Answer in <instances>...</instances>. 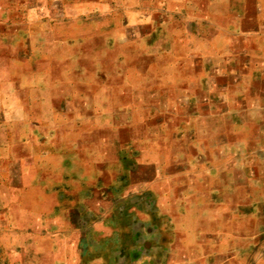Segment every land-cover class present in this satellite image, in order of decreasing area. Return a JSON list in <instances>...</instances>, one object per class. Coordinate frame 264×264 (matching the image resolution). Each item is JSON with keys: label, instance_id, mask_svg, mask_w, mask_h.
<instances>
[{"label": "crops", "instance_id": "0c3cea01", "mask_svg": "<svg viewBox=\"0 0 264 264\" xmlns=\"http://www.w3.org/2000/svg\"><path fill=\"white\" fill-rule=\"evenodd\" d=\"M0 12L2 34L10 42L7 44L22 45L13 52L17 59L28 61V69L46 74L66 68L72 74L102 78L83 83L81 90L63 97L61 107L70 102V107L86 108L91 119L96 118V108L152 109L156 133L151 138L150 153L154 171L163 164L167 172L172 166L184 169L185 163L175 164L173 159L186 149L199 157L198 162L206 163L207 152L192 145L203 138L213 119L219 124L215 138H223L224 130L225 134H246L250 170L261 171L258 179L264 191V0H1ZM127 61H134L130 67L146 84L134 86L127 80ZM112 69L117 79H110ZM147 76L151 81L147 82ZM104 112L97 115L100 120L111 121V112ZM127 116L125 113L123 122L127 123ZM72 118L79 123V115ZM46 136L40 139L51 138ZM145 140L140 138L141 143ZM62 147L61 143L54 148ZM70 151L78 158L79 142ZM234 154L239 156L238 151ZM176 177L169 175L165 186L184 192L188 181L179 174ZM66 178L64 175L52 185L43 177L17 184L19 192L33 194L29 204L17 203V210L38 221V228L29 225L21 231L25 239L12 251L18 264H88L93 259L87 254L92 233L86 223L95 218L96 210L87 205V191L79 197ZM160 180L159 175L152 180L157 194L150 199L151 206L175 198L160 197ZM23 199L20 197L27 203ZM57 213L77 220L74 237L48 245L46 220ZM151 214H155L153 208ZM172 240L164 245L161 264H173L169 258L176 253L180 264H188L195 257L202 264H239L237 253L233 260L232 255L209 252L206 246L192 249ZM256 246L240 264H264L258 252L254 253ZM71 250L75 253L72 262L61 256ZM125 251L124 245L108 248L106 264H131L127 256L134 255V261L140 256L136 247L127 256ZM195 251L199 254L194 257ZM112 257L117 258L114 263ZM149 264H159V257Z\"/></svg>", "mask_w": 264, "mask_h": 264}, {"label": "rangeland", "instance_id": "374dc122", "mask_svg": "<svg viewBox=\"0 0 264 264\" xmlns=\"http://www.w3.org/2000/svg\"><path fill=\"white\" fill-rule=\"evenodd\" d=\"M1 34L2 29L0 264H18L12 251L25 239L21 231L29 225L38 228V221L29 219L17 210V203L21 206L29 204L33 195L22 190L19 192L17 184H29L43 177L48 185H52L64 179V175L79 197L86 195L87 191V205L89 209L94 207L96 210L95 218L87 223L80 222L88 224L92 233L87 254H92L93 259L88 264L108 263L107 249L115 250L122 245L126 248V256L135 247L139 251L140 256L136 261L134 255L127 256L132 259L131 264H149L156 256L161 264L164 259L162 250L168 239L189 245L192 249L201 250L206 246L209 252L232 255L233 260L237 253L239 264L257 245L254 253L258 252L259 260L264 261V191L258 179L261 171L250 170V159L245 150L246 134L230 131L225 134L224 130L223 138H215L219 124L212 119L203 138L192 145L197 150L207 152L206 163L203 160L199 163V157L193 151L177 146V149L186 150L176 151L182 152V155H176L174 163H185L187 168L172 166L167 172L163 164L156 172L150 153L151 138L156 133L151 122V108H96V118L91 119L88 116L92 114L86 108L70 107V102H65L68 104L61 107L63 97L81 90L83 83L97 82L102 78L72 74L66 68L46 74L30 70L28 61L17 59L13 52L21 50L22 45L7 44L10 42ZM207 53L211 54L209 49ZM125 65L127 80L134 86L142 84L144 78L130 67L134 61H127ZM147 66L151 70L152 63L149 62ZM117 78L112 69L110 79ZM150 79L151 76L146 77L147 82ZM149 85H146L147 88ZM45 102L46 107L43 106ZM103 112H111L112 116L114 112L117 114L110 117L111 121L104 122L97 116ZM125 113L129 117L127 123L123 122ZM76 115H79V123L72 118ZM43 133L51 138L40 139ZM142 136L146 140L141 143ZM76 142H79L78 158L70 151ZM61 143L62 150H56L54 147ZM236 151L239 156L234 154ZM177 174L188 181L184 192L165 186L169 175H174L176 179ZM156 175H159L162 184V188H158L160 197L161 194L167 198L174 195L173 202L165 200L151 206L150 199L157 194L152 184ZM20 197L27 203L21 202ZM140 199H143L142 207L139 205ZM151 208L156 215L151 214ZM76 223L77 220H71L69 215L62 213L47 218L45 243L49 245L74 237ZM66 246L73 248L71 243ZM193 253L194 257L199 254L198 251ZM61 256H67L70 262L75 259L72 250L61 253ZM177 258L176 253L169 258L173 262H169L180 264ZM116 260L115 257L110 259L111 263ZM191 260L188 264H202L195 261L200 260L198 257Z\"/></svg>", "mask_w": 264, "mask_h": 264}]
</instances>
